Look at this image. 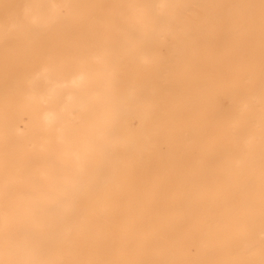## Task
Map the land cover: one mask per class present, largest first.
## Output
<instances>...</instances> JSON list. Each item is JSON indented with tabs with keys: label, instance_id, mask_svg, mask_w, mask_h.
I'll use <instances>...</instances> for the list:
<instances>
[{
	"label": "bare ground",
	"instance_id": "1",
	"mask_svg": "<svg viewBox=\"0 0 264 264\" xmlns=\"http://www.w3.org/2000/svg\"><path fill=\"white\" fill-rule=\"evenodd\" d=\"M0 113L88 151L106 204L60 235L113 237L107 264H264V0H0ZM6 144L3 210L29 171Z\"/></svg>",
	"mask_w": 264,
	"mask_h": 264
},
{
	"label": "rangeland",
	"instance_id": "2",
	"mask_svg": "<svg viewBox=\"0 0 264 264\" xmlns=\"http://www.w3.org/2000/svg\"><path fill=\"white\" fill-rule=\"evenodd\" d=\"M102 87L104 86L95 83L75 88L71 107H61L62 104L56 106V125L62 123L82 99L90 98L94 90ZM65 95L67 96L66 90L61 101ZM4 116L0 113V122ZM24 116L16 121L15 128H12L15 131L0 129V139L8 141V144L1 147V152L17 160L26 161L29 167L27 182L20 186L22 197L14 195L12 203L6 202L5 210L0 208V264L111 263L105 259L111 260L114 254L113 244H118L114 242L113 237H109L105 242L101 239L85 240L82 239L84 230L78 233L81 237L64 239L60 235L75 234L72 227L77 222L89 224L88 207L100 209L106 204V194L100 189L85 192L89 182L93 186L96 185L95 179H89L91 169L87 163L88 151L78 143L75 144L81 155V161L78 162L74 154L66 151L59 140L57 128L49 132L46 146H41V139L37 141L36 146L27 145L22 134L16 133V129L23 130L28 118L29 124L35 120L38 125H30L26 133L32 138H37L43 117L41 113L34 114L33 119L29 114ZM88 124L87 121L83 125ZM68 126L77 128L78 124L69 122ZM1 166L0 186H4L7 183L4 176L13 175V170L3 169ZM48 166L52 169L53 185H49L42 175L41 169ZM101 183L99 182V186ZM72 188H76L78 193L63 192ZM55 218L61 221L53 223Z\"/></svg>",
	"mask_w": 264,
	"mask_h": 264
}]
</instances>
